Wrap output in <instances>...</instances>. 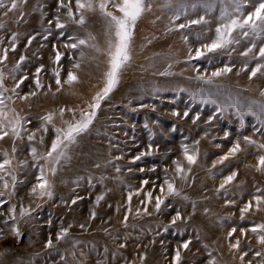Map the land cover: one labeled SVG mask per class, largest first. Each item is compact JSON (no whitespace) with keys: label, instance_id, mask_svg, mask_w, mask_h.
Listing matches in <instances>:
<instances>
[{"label":"bare ground","instance_id":"1","mask_svg":"<svg viewBox=\"0 0 264 264\" xmlns=\"http://www.w3.org/2000/svg\"><path fill=\"white\" fill-rule=\"evenodd\" d=\"M68 1L16 0V9L10 10L11 0H4L5 7L0 8V24L4 25L0 28V72L4 74L3 87L9 89L4 92L5 111L9 119L14 115L22 118L20 137L9 131L8 136L0 139V152L7 153V158L11 160L5 176L9 185L8 197L13 202H20L19 208L14 210L13 223L31 235L26 238L25 248L19 247L0 255V264H50V259L54 261L58 258L62 259L60 264H177V251L180 252L179 264H253L252 257L258 258L257 264H264V244L259 242V237L264 235H258L247 226H240L237 220L226 225V218L242 217L241 210L247 204L251 207L243 212V217L249 216L253 225L264 224V194L260 192L262 197L258 205L252 193L243 192H251L256 178L264 177V170H257L259 166H255L254 158L255 154L264 155V148L258 147L264 144V129L256 131L260 128V114H245L243 121L248 118L251 121H247L248 125L241 131L238 127L240 116L226 99L231 95L239 97L245 104L252 100L264 103V96L260 95L264 91V68L249 79L257 63L264 64V58L258 55L264 38H252L250 42L241 39L239 44L229 49L208 53L204 45L215 38L218 23L215 15L218 13L206 17L210 24L200 29H208V34H202L200 30L192 29V25L178 28L179 23L198 19L203 15L202 11L189 10L187 17L181 16L179 22L173 21L172 12L161 7L164 0H153L152 10L146 12L136 25L131 61L121 71L118 85L101 102L89 130L78 136L77 142L68 150L70 159L61 160L56 165V174L52 175L48 171V161L38 157L50 150L56 138L55 128H65V121L79 120L82 111H90L88 105L94 102L93 97L105 86L104 74L108 70L105 19L98 7L94 11L77 9L76 0H72L71 5ZM120 2L115 0L117 4ZM97 3L98 0H94V6ZM69 9L72 10V17L68 15ZM108 11L120 15L111 5ZM80 15L87 21L83 26L73 22ZM57 17L65 25L64 28L56 30ZM169 28L172 31H168ZM62 32L66 34L60 38ZM48 33L51 35L46 38ZM89 33L96 38L89 43L96 44L101 52L83 45L76 49L67 47L75 42L69 37L87 39ZM253 40L256 48L248 56H242L241 53L250 47ZM5 44L10 48L7 59L3 58ZM56 47L57 51L54 50ZM197 49L205 53V59L210 60L213 65L210 70L197 68L193 59ZM57 53H60L59 60L56 59ZM254 56L256 59H253ZM20 57L24 60L21 61ZM18 63L19 68L13 71ZM76 64L80 67H75ZM245 64L247 69L241 71ZM40 66L43 67L41 76L34 79ZM225 66L231 67L232 71L219 77L211 76ZM165 71L171 74L160 75ZM69 73L78 79L68 83ZM26 74L33 80L30 78L20 84V79ZM198 76L211 78L215 85L221 86L220 95L215 97L217 104L201 103L199 97L193 99V93L198 89H204V95L209 90L213 93L217 91L203 84ZM37 80L40 87H37ZM17 83L19 87L13 93L11 89ZM178 94L182 99H177ZM139 100L148 101L151 114L147 119L144 118L145 112L139 113L135 106ZM220 104L224 105L222 110L218 106ZM61 109H64L62 117ZM185 111H189L188 117L183 116ZM173 112L180 115L174 116ZM49 113L53 114L51 123L42 119ZM197 114L199 119L193 123ZM220 115L226 118L224 123ZM210 117L213 119L209 120ZM254 123L256 126L253 128ZM224 125L231 126L234 134L225 138L228 132ZM174 129L180 136L167 133ZM152 132L154 141L150 142L147 134L152 137ZM29 135L34 139L29 140ZM165 136L168 138L164 139L148 167L166 163L165 173L170 174L171 183L179 195H169L165 186L149 197L147 190L150 189L140 183V178L144 176L139 175L140 168L134 160L137 152L133 148H136L135 144H140L141 150L150 145L160 146ZM245 136L251 137L256 144L246 143ZM181 137L186 138L183 145H187L189 154L197 155L195 164L188 163L179 145L176 150ZM236 143L240 144L241 150L223 163H217L228 154L230 145ZM33 147L37 150L36 160L43 165L45 178L51 185V198L40 195L35 181L13 187L12 176L18 172L28 179L38 175L28 161L34 159L31 153ZM19 163L24 165L19 166ZM177 165L184 171L178 173ZM233 172L236 173L235 178L221 188L220 185ZM145 176L153 179L150 174ZM89 183L91 187H88ZM33 188L36 192L32 191ZM85 192L92 195L85 206L76 201L69 211L66 205L56 207L57 214L64 215L65 223L53 230V237L41 229L39 219L21 216V212L28 213L40 200L52 201L62 196L67 202ZM160 192L161 198H171L175 211H181L182 221L177 226L192 230L189 233L191 239L169 241L167 252L162 243L168 240L162 239L160 225L164 223V228L169 231L174 210L165 221L160 220L158 212L164 211L163 206L156 210ZM101 196L103 199L97 203V198ZM149 198L151 201H148ZM240 199L244 200L241 202ZM63 229H67V235L57 240ZM232 229H236L233 236L229 235ZM49 239L52 240V247H47ZM188 241L189 246L185 249L182 245ZM237 241L239 247H232ZM26 247L29 250H24ZM248 250L252 251L251 255L246 254ZM0 251L5 249L0 248Z\"/></svg>","mask_w":264,"mask_h":264},{"label":"snow or ice","instance_id":"2","mask_svg":"<svg viewBox=\"0 0 264 264\" xmlns=\"http://www.w3.org/2000/svg\"><path fill=\"white\" fill-rule=\"evenodd\" d=\"M153 0H121L120 3H115V0H98V3L94 6V0H76L77 9H87L89 11H94L95 8L98 7L100 15L106 21V42H107V52L106 55L108 57V70L104 74L105 77V86L101 89L100 92L96 93L93 97V103L88 105L90 111H82L80 113V119H73L72 121H65V128H55L56 138L52 141L50 150L45 154L40 156V159H45L48 161V171L55 175L57 168L56 165L60 164L61 160H69L70 156L68 155V150L72 145L77 142V137L81 134L87 132L93 123L94 119L97 115V110L100 108L101 102L109 97V94L116 88L119 83V77L121 71L130 63L131 61V45L132 40L135 33V28L138 21L142 18V16L152 10ZM115 7L120 15H116L111 11H108L109 6ZM251 7V10L249 7ZM5 7L4 0H0V8ZM17 7L16 0H11V9L15 10ZM162 8L167 9L172 12L171 19L173 21L179 20L181 16L187 17L189 14V10L192 12L202 11L203 15H200L198 19L188 20L187 23H181L178 25V28L183 29L187 28L191 25H209L210 20L206 19V17L212 16L214 13H218L215 15V19L217 20V25L215 27V38L211 40L210 44L204 45V48L208 53H214L218 50H226L229 49L230 46L234 44H239L241 39H247L253 37L255 39L264 38V0H164V3L161 5ZM247 10V11H246ZM68 15L70 17L73 16L72 10L69 9ZM73 22L83 26L87 21L83 15H80L78 19L74 18ZM4 25L0 24V28H3ZM57 28H64L65 25L60 23L59 20L56 22ZM168 31H172L171 28ZM234 33L236 35H234ZM34 39V37H33ZM69 39L74 40L75 42L67 45V47H71L76 49L80 46H88L97 52H101V49L96 44H90L89 41H94L96 38L88 34L87 39H79L76 37H69ZM185 41L187 40V36L184 37ZM255 40H253L251 47L247 48L246 51L242 52V56H248L249 53L256 48ZM83 55V53H81ZM205 55L204 52L197 49L196 58H201ZM258 55L260 58H264V45L259 47ZM4 59H7V52L4 53ZM56 59H60V53H57ZM253 59H256L254 56ZM20 60L23 61L24 57H20ZM19 63L15 66L13 71L19 68ZM75 67L79 68L80 65L76 64ZM171 67V65H169ZM264 68V64L257 63L256 67L251 70L249 75V79H252L257 75L261 69ZM247 69V64H245L244 68L241 71H245ZM39 72V69L37 70ZM232 71L231 67L225 66L222 69H219L211 74L212 77H219L230 73ZM168 71L161 72L160 75H170ZM57 76L59 74L57 73ZM26 78V77H25ZM78 78L72 74H68V83L75 82ZM198 80L202 81L203 84L209 85L217 89L215 93L211 90L208 91L207 95H204V89H198L195 93H193V99L199 97L201 103L205 104H217L216 96L220 95V85H215L211 78H205L204 76H198ZM4 74L0 72V139L9 135V131L12 135L16 137H20L21 135V120L22 118L19 115H14L13 118L9 119L8 112L5 111L7 105L5 104L4 92L9 91V89L3 87ZM23 81H20L22 83ZM57 84L60 83V80L57 79ZM37 87H40L39 80H37ZM19 87V83L16 84L15 88L11 89L13 93L16 92V88ZM35 93H33L34 95ZM261 96H264V91H261ZM7 99H11V97H7ZM230 103L229 106L234 107L237 110V114L240 116V125L244 126L243 117L245 114L256 115L259 112V123L260 128L256 129V131H260L264 129V103H261L256 100L249 101L247 104L241 102L239 97H232L231 95L226 98ZM222 110L224 105H218ZM154 110V109H153ZM14 111V110H13ZM71 111V110H69ZM64 109H61L60 115L63 116ZM174 116H179V112H173ZM189 111H185L183 113L184 117H188ZM42 119L48 123L53 121V114L49 113L42 117ZM199 119V114H197L193 118V123ZM213 119L210 117L209 120ZM147 127V125H145ZM45 131L47 129L45 128ZM228 136V133H225V138ZM29 140L34 139V136L29 135ZM244 141L248 144L255 145L256 141L251 139V137L245 136L243 137ZM196 143H199L198 141ZM219 147V145H217ZM260 148H264V144L258 145ZM184 154L189 164H195L197 155L195 153L189 154L187 145H183ZM240 144L236 143L229 149L228 154L221 157L217 163H223L225 160L229 158V156L235 155L239 152ZM15 151V148H13ZM31 153L34 159L37 158V150L36 148L31 149ZM7 153H4V156L7 157ZM144 155H151V152L141 153L139 156L135 157L136 160H139ZM259 167L257 170H264V155L258 157ZM11 164V160L8 158L3 159V162L0 163V170L6 168ZM215 167V165H213ZM119 172V168L116 169ZM177 172H183L184 169L177 165ZM143 171V169H141ZM236 176V173L233 172L229 175L224 183L220 185L221 188H224L225 184L230 183ZM3 177L0 176V180ZM40 183L37 187L40 189V195H47L49 198L52 196V192L50 191L51 185L49 181L45 178L44 169L41 168V174L38 177ZM13 187H15L16 177L12 176ZM147 183V181H144ZM167 184V189L169 195H179V192L175 189L172 183H169L167 180L165 181ZM4 188L7 189L9 187L8 183H4ZM33 192H36V188H33ZM3 193H0L2 196ZM148 196L151 197V193H148ZM103 199V197L97 198V203L99 200ZM129 201L131 200V195L128 197ZM187 199V197H184ZM257 204L261 202L260 197L255 198ZM72 203H76L75 200ZM164 201L160 198L156 200V210L159 211L161 204ZM251 205L249 204L244 209L241 210L242 218L243 212L247 211ZM28 213L21 212V216L27 215ZM95 213H93V217ZM180 219L179 214L173 219L172 223H175L176 220ZM84 227V225H81ZM261 231H264V224L258 225ZM257 228H253L252 231H257ZM236 229H232V232L229 235H232ZM13 232L16 235H19L18 229H13ZM67 235V229H63L61 233L57 236V240L63 239ZM259 242L264 244V236L259 237ZM190 241L185 242L182 246L187 249ZM47 247H52V240L49 239L47 242ZM123 247V245H122ZM232 247H239V241L236 244L232 245ZM256 255H260V253H256ZM175 259L177 264H179L180 260V252H176ZM243 259V257H241Z\"/></svg>","mask_w":264,"mask_h":264},{"label":"rangeland","instance_id":"3","mask_svg":"<svg viewBox=\"0 0 264 264\" xmlns=\"http://www.w3.org/2000/svg\"><path fill=\"white\" fill-rule=\"evenodd\" d=\"M68 2H69L68 3L69 5L72 4V0H69ZM60 6H64V5L60 4ZM251 7L252 6H250L249 9H247V10H251ZM58 18L59 17L56 18V21L58 20ZM180 20L181 19H179V21ZM51 22L52 21H50V23ZM202 26H204V25H192V29L200 30V32L202 34L203 33H205V34L207 33L208 34V29H206V30L205 29L204 30L200 29V28H202ZM56 30H58V28H56ZM65 34H66V32H62V34L60 35V38H63L62 36H65ZM49 35H51V33L46 34V38L49 37ZM5 37L6 36L4 35V39H5ZM44 38L45 37H43V39ZM252 38L253 37H250V38H247L245 40L250 42V41H252ZM251 44H250V47H251ZM3 48H4V53H5V51L7 52V54L10 52V48H9L8 44H5ZM54 50L57 51L58 48L56 47V48H54ZM193 59H194V63L197 65V68L206 67L208 70H210L213 67V65H211L209 59H205L204 57L196 58L195 56L193 57ZM232 66H234V65H232ZM42 70H43V67L40 66L39 67V72L37 71V73L35 74L37 76V78L35 77L34 79H38V76H41ZM29 76H30L29 74L24 75L22 77V79H20V81L24 82V81L30 79L31 77H29ZM31 79L33 80V78H31ZM177 99L178 100L182 99V96H180L178 94ZM135 106L137 107V110L139 111V113L145 112V114H146V115H144L145 119H147L148 116H150L151 112H150V106L148 105V101L139 100L138 102L135 103ZM203 108H205V107H203ZM156 117L157 116H155L154 118H156ZM219 117H220V120L223 123L226 121V118L224 116L220 115ZM247 121H251V119L250 118L245 119L243 127H241V125L238 126L241 129V131H243L245 129V127L248 125ZM29 123L30 122H27V124H29ZM235 123H237V122H235ZM224 126H226L225 128H226V130L228 132V137L234 134L235 131L232 129L231 126H228V125H224ZM252 126L254 128L256 126V123H254ZM167 133H170V134H172L175 137L178 136V135L180 136V133L177 131V129H174L172 131H168ZM167 133H165V134H167ZM132 134L135 135V131H133ZM148 134L150 135V133H148ZM148 134H147V136L149 137L150 142L151 141L153 142L154 141L153 132H152V137L149 136ZM165 138L167 139L168 137L165 136V137H163V139H161L162 141L160 142V146L156 145V144L155 145H150L146 149L142 148L143 150H141L140 149V144L139 145L135 144L136 148L135 147L133 148L134 151L137 152L135 157L139 156L141 153L151 152V155H144L139 160H136L135 157H134V160H136V165L140 168L139 169V173H140L139 175L142 174L144 176V177L140 178V180H141L140 183L141 182L143 183L142 186L144 188L146 186L147 188L150 189V190H147V192L151 193V195H154V193L159 192L161 189H163L165 186H167V184L165 183L166 180L169 183H171L170 174L165 173L166 168H167L166 167L167 166L166 163L162 162V163L154 164L151 167H148L151 164L150 162H152V160H154L155 153L157 152V150L159 148H161V144H163ZM185 139H186L185 137H181L180 138V140H179L180 144L179 143L176 144L177 145L176 146V150H178V145H179V149L181 151H184L183 142H184ZM230 146H231L230 148H232L233 145H230ZM138 148L140 149L139 151H137ZM259 156H262V155L255 154V157H254L256 159L255 166H257V167L259 166V160H258ZM5 158H7V157L4 156V153L0 152V163H2L3 159H5ZM36 159H31V160H28V161L33 164V166L31 168H32V170L34 172H38V175H36L32 179H28L26 176H24V174L22 172H18L16 174V176H15L16 177V180H15V186L16 187L21 185V184H24V183L31 184L34 181L37 184L40 183L38 177L41 174V168H43V165H39L38 164L39 161H37ZM38 159H40V158L38 157ZM18 165L22 166V165H24V163H19ZM7 167L8 166H6L5 169L0 170V176L3 177V179L0 180V184L2 183L0 185V193H3V195L0 196V248H4L5 249V251H3V252L0 251V255L1 256L6 255L7 253L11 252L13 249H16V248H19V247H24L25 248L26 243H27L26 238H27L28 235H30V234H28L26 229L19 228V227L16 226L15 223H13L14 220H15L14 219L15 216L13 215L14 214V210H17V208H19L17 206L20 205V202L19 201L13 202L11 199H9V197H8L9 196L8 188L5 189L4 186H3L4 183L7 182L6 181V177H5L6 174H8V172H9V167L8 168ZM141 169H143V171H141ZM217 173L221 174L220 171H218ZM146 174L147 175L150 174L153 179H150L149 176H145ZM21 175H22V177H21ZM256 179H257L256 182L252 183V191L249 192V191L244 190L243 192L246 193V194L247 193H252V196L254 198H256V197H260L261 198L262 197L261 193L264 194V177L261 176L260 178L257 177ZM144 181H147V183H144ZM87 185H88V187H91V183H89ZM157 198H160V199H162L164 201V203L161 204V206L164 207V211L163 212H158L159 213V218H160L161 221H165L166 216L170 215L171 211L174 210V214H173L174 217H172L171 220H170V224L173 227L171 226L169 228V231H168L166 228H164V223H162L160 225V227H161V232L160 233L163 236L162 239H167L168 240L167 242H163L162 243V246L165 248V252H167V246L169 244V241L176 240V239H181V240L191 239L192 236L189 235V233H192V230H188L187 228L182 229V228L177 226V224H179L182 221V219H181V211L180 210H176L175 211V208H174L175 205L172 203L170 197L161 198V192H160V194L157 195ZM236 198H237L236 195H234V199H236ZM91 199H92V195L90 194V192H85V194L79 196L77 199H75V201L82 202V206H85ZM73 200L66 202L65 200H63L62 196H57L52 201L47 200V199L40 200L38 205L34 209L29 210L27 215L28 216H32V217L36 218L37 220L39 219L38 220L39 221L38 224L40 225L41 229H44L45 231H47V234L49 236L52 235V237H53V230L58 228V227H60V226H62L65 223L64 215L63 214H61V215L57 214L56 207H59L61 205H66L67 206L66 210L69 211V210H71V206L74 205L72 203ZM243 200L244 199H240L239 201L242 202ZM148 201H151V199L149 198ZM167 204H170V205L167 206ZM247 206H248V204H247ZM177 214H179L180 219L176 220L175 223H172L173 219L177 216ZM235 220L240 221V223H239L240 226L249 227L251 231H252L253 228H257V226H258L257 224H255V225L251 224L253 220H251V218L249 216H244L243 218L240 217L238 219L235 218V217L230 216V217L226 218V225L228 226L229 222L234 223ZM233 228H235V226ZM13 229H18L20 234L16 235L13 232ZM255 233H257L258 235H261V233H262L264 235V231H261L259 228H257V231H255ZM232 236H233V233H232ZM24 250H29V249L26 247V249H24ZM174 251H177V248H174ZM246 254L247 255H251L252 251L248 250L246 252ZM251 260H252L253 264L254 263L255 264L258 263V258L252 257ZM61 262H62V259H59V258L54 260V261L52 259L49 260L50 264H60ZM196 262L197 261H194V263H196ZM43 264H47V262H45Z\"/></svg>","mask_w":264,"mask_h":264}]
</instances>
